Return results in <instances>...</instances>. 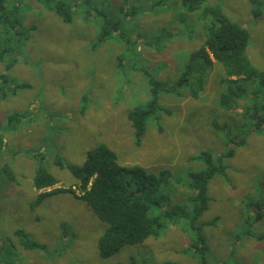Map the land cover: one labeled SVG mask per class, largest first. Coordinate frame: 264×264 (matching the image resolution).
Returning <instances> with one entry per match:
<instances>
[{
  "label": "rangeland",
  "instance_id": "rangeland-1",
  "mask_svg": "<svg viewBox=\"0 0 264 264\" xmlns=\"http://www.w3.org/2000/svg\"><path fill=\"white\" fill-rule=\"evenodd\" d=\"M19 1L23 26L34 30L28 39L26 34L8 35L12 47L8 45L5 62L0 60L3 74L5 63L17 59L8 72L11 82L4 85L8 96L0 97V264H200L189 250L195 237L192 223L205 237L206 264H264V126L256 133L253 121L239 116L255 105L264 114V14L256 19L249 0L205 4L220 6L230 20L247 29L246 55L259 73L256 81L245 82L244 97L226 108L219 102L224 68L216 62L198 98L190 95L191 85L173 90L189 54L206 37L181 0H90L78 6L68 24L37 0ZM91 8L118 23V30L102 44L101 18L86 20L83 15ZM4 42L0 34L5 48ZM149 77L156 82L164 110L149 120L138 145L128 113L152 98ZM195 81L191 78L193 85ZM17 83L30 86L12 93ZM15 113L23 116L11 127L7 118ZM241 137L245 145L229 143ZM101 144L115 151L123 166H141L155 174L170 171L160 189L165 199L161 210L175 213L159 236L126 246L109 258H102L99 249L107 225L77 198V181L66 165H84L88 152ZM230 146L235 154L225 161L226 178L216 175L210 181L208 207L196 216L188 174L203 164L190 158L201 151L219 157ZM26 150L45 158L36 161L24 154ZM56 157L66 163L64 168L55 164ZM5 163L14 168L17 182L4 175ZM39 165L59 181L43 191L73 188L76 194H55L32 208L41 192L33 186ZM17 227L45 250H11L4 238Z\"/></svg>",
  "mask_w": 264,
  "mask_h": 264
},
{
  "label": "trees",
  "instance_id": "trees-1",
  "mask_svg": "<svg viewBox=\"0 0 264 264\" xmlns=\"http://www.w3.org/2000/svg\"><path fill=\"white\" fill-rule=\"evenodd\" d=\"M50 12H54L63 22L71 23L77 8L83 4H89L90 0H37ZM253 9V16L258 19L264 14V2L249 0ZM207 0H181L182 8L196 17L195 22L202 25L204 42L202 46L189 54L186 70L173 90L182 85H191L190 95L198 98L202 87L206 82L208 72L213 68L215 62L224 68L221 84L225 89L221 93L219 102L222 107H231L232 102H237L244 97L247 86L245 82H253L259 76L257 68L246 55L250 43V35L247 29L230 20L222 11L220 6H209ZM21 1L0 0V32L4 37V47L0 43V60L5 54H9L11 46L8 35L17 37L26 34V39L34 30V27H24L20 20ZM95 12V13H93ZM198 14H194L197 13ZM84 18L89 20L91 16L101 18L99 42H106L108 37L118 30V23L113 22L108 15L100 9L85 10ZM12 47V46H11ZM17 63V59H10L5 63L6 73L0 74V97L6 99L8 93L4 85L11 82L8 72ZM145 76L147 71L144 72ZM147 77V76H146ZM195 78V84L191 82ZM152 85V98L143 105L135 107L128 113V119L134 130L136 144L140 145L146 134L149 120L162 109L157 91L156 82L149 77ZM13 83V82H12ZM27 83L13 84L12 93L18 89L29 88ZM253 97L255 95L251 93ZM261 108L256 105L254 109L248 108L239 116L243 119L253 121L252 131L261 133L264 126V114H260ZM23 115L12 114L7 118L11 127H17V123ZM2 115L0 112V149H3V138L1 135ZM215 127L216 125L214 123ZM229 143L234 147L246 144L244 137L230 139ZM228 147L227 151L219 157H214L209 151H201L190 161H199L203 164L200 170L188 174L187 188L192 192L190 201L193 204L196 216L201 215L208 207V185L216 176L226 178L227 166L225 161L232 158L235 148ZM5 149V148H4ZM27 157L39 161L44 159L43 155L31 150L24 153ZM41 163V162H40ZM55 164L64 168L66 164L60 157L55 158ZM71 174L76 179V190L80 193L77 197L86 202L96 216L107 225V228L99 240L100 256L109 258L126 246H136L146 242L150 237H157L162 229L173 220L174 212L161 210L164 195L161 186L170 178L168 170L159 174L150 173L141 166H123L119 162L118 155L108 145L101 144L88 152L87 160L82 166L66 164ZM2 171L11 183L17 182L15 170L10 163L2 166ZM59 181L46 167L39 165L33 178V186L40 192L32 208L39 206L46 198L64 192L76 194V190L58 188L52 191H43L54 188ZM165 200V199H164ZM191 230L195 231V237L189 245V250L198 256L200 264H206L205 252L207 250L206 240L201 232V227L191 224ZM6 244L14 252L44 251L46 246L37 242L26 232L25 229L17 227L12 235L4 238ZM133 259H131V263ZM123 264V263H120ZM172 264V263H164Z\"/></svg>",
  "mask_w": 264,
  "mask_h": 264
}]
</instances>
